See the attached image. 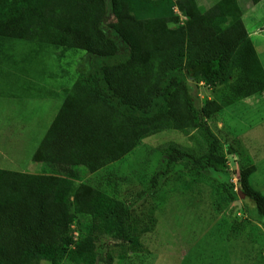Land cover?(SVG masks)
<instances>
[{
  "label": "trees",
  "instance_id": "16d2710c",
  "mask_svg": "<svg viewBox=\"0 0 264 264\" xmlns=\"http://www.w3.org/2000/svg\"><path fill=\"white\" fill-rule=\"evenodd\" d=\"M201 1L0 0L1 46L24 41L37 46V52L52 46L86 54L32 159L56 163V176L0 170V264H37L39 258L50 264H98L94 248L100 236L140 252L135 231L142 222L132 218L128 206L75 182L79 169L91 174L118 162L146 138L175 131L200 145L197 156L174 144L167 147L166 169L152 176L150 189L184 160L214 175L228 170L222 143L208 121L262 94L264 69L238 0H218L208 9ZM249 1L255 6L263 0ZM174 6L185 17L182 24ZM2 58L21 67L10 64L7 55ZM32 62L30 67H36ZM190 83L211 88L214 98L198 109ZM254 172L253 166L242 168L239 182L262 221L264 196L249 184ZM223 184L236 200L233 185ZM74 221L80 233L76 242L70 231ZM103 264L113 261L108 257Z\"/></svg>",
  "mask_w": 264,
  "mask_h": 264
},
{
  "label": "rangeland",
  "instance_id": "374dc122",
  "mask_svg": "<svg viewBox=\"0 0 264 264\" xmlns=\"http://www.w3.org/2000/svg\"><path fill=\"white\" fill-rule=\"evenodd\" d=\"M238 2L247 32L256 33L251 41L262 48L259 56L264 62V0L255 6L249 0ZM107 23H112L111 17ZM105 30L110 34L106 27ZM260 39L261 44L257 43ZM3 46H16L23 64L32 60L35 65H43L54 72L63 74L61 71H65L69 81L74 79L77 67L86 58L85 52L52 46H45L43 51L37 52V46L24 41H10ZM0 67L12 66L0 59ZM189 86L198 109L205 101L214 98L215 91L204 84L190 83ZM225 111L216 116L223 118L221 130L217 129L215 121L210 124L222 143L220 154L227 160L228 170L223 168V174L195 169L192 161L184 160L172 165L166 177L150 189L152 176L166 169L164 151L167 147L174 144L181 150L196 156L199 154L200 145L194 138L175 131H165L140 141L120 165L114 167V178L118 180H113L109 191L114 190L116 198L128 206L132 218L142 222L141 230L138 227L135 231L141 250L133 252L126 243L111 236H100L96 238L94 248L98 264H103L108 257L113 264H264V220L255 218L250 199L246 196L239 198V193H243L239 172L253 165L256 167L253 166L255 172L249 178L250 187L264 196V155L260 158L248 155L239 141L230 139L227 133L231 134L234 129L231 108ZM257 119H253L254 124L258 123ZM21 129V132L26 131V128ZM30 130L25 137L35 131ZM35 136L28 149L30 152L35 146ZM228 148L232 150L231 154H228ZM27 152L16 150L21 156ZM28 162V155L19 158L18 167H24ZM5 167L10 166L1 163L0 168ZM225 182L233 185L236 200L225 192ZM77 222L81 225L85 221ZM37 264L50 263L39 258Z\"/></svg>",
  "mask_w": 264,
  "mask_h": 264
},
{
  "label": "crops",
  "instance_id": "0c3cea01",
  "mask_svg": "<svg viewBox=\"0 0 264 264\" xmlns=\"http://www.w3.org/2000/svg\"><path fill=\"white\" fill-rule=\"evenodd\" d=\"M217 1L202 0L200 4L203 9H208ZM246 1L248 2V0ZM242 20L245 26L246 23L244 22L243 15ZM247 34L250 41L252 35H256V33L251 35L248 32ZM261 42L262 40L260 39L257 43L261 44ZM252 44L264 69V62H262L259 56L262 48L257 47V44L253 42ZM16 49V46L4 47L0 45L1 60L4 61L2 57L7 55L12 61L10 64L21 65V67H0V157H2V160L0 158V165L1 163H8L10 166L0 168V170L34 176H53L56 173V163L45 161L35 163L32 159L63 107L77 79V74H75L74 79L69 81L66 79L68 74L65 71H61L63 74H60L58 71L54 72L43 68V65L32 68L29 65L31 61L23 64L24 61L16 53ZM32 64L34 63L32 62ZM229 108H231L230 117L233 123L232 128L234 129L231 134L228 132L227 135L234 142L239 141L240 147L246 149L248 155L260 158V156L264 155V92L243 99ZM254 118H258L257 124L253 122ZM222 121V116L214 117L208 121V125L211 128L210 124L214 122L217 129L221 130L223 126L221 125ZM21 128H26V131L21 132L19 130ZM30 129H34V133L30 132L25 137L26 132L31 131ZM34 134L36 135V142L30 152L28 149L33 144L32 138ZM21 140L25 141L22 143ZM5 149L9 151V153L7 152L8 154ZM21 149L28 151L26 155H28L29 162L24 166L25 168L18 167L17 163L19 158L26 156L17 155L16 150ZM53 152L55 153L54 150ZM49 153L52 152L49 151ZM122 160L91 174L79 169L77 171L79 181L75 183L77 185L86 184L93 188H99L104 193L116 197L113 194L114 190L109 191V189L113 187V180H118L116 177L114 178L113 171L114 167L120 165ZM253 166L256 167V165Z\"/></svg>",
  "mask_w": 264,
  "mask_h": 264
},
{
  "label": "built area",
  "instance_id": "2783aa9c",
  "mask_svg": "<svg viewBox=\"0 0 264 264\" xmlns=\"http://www.w3.org/2000/svg\"><path fill=\"white\" fill-rule=\"evenodd\" d=\"M173 13H174L175 16H177L179 18V22L182 24L183 21L185 20V17L182 16V14L179 11L177 6H174ZM70 231H71V238L73 239V241L76 242L78 240L79 236H80V233H79V231L77 229L76 222L71 224Z\"/></svg>",
  "mask_w": 264,
  "mask_h": 264
},
{
  "label": "water",
  "instance_id": "95a60500",
  "mask_svg": "<svg viewBox=\"0 0 264 264\" xmlns=\"http://www.w3.org/2000/svg\"><path fill=\"white\" fill-rule=\"evenodd\" d=\"M239 198H240V199H243V198H244L243 193H239ZM237 204L239 205V203H237Z\"/></svg>",
  "mask_w": 264,
  "mask_h": 264
}]
</instances>
